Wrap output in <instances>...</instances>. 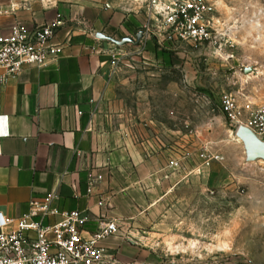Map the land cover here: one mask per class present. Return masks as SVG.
Here are the masks:
<instances>
[{
	"label": "rangeland",
	"instance_id": "374dc122",
	"mask_svg": "<svg viewBox=\"0 0 264 264\" xmlns=\"http://www.w3.org/2000/svg\"><path fill=\"white\" fill-rule=\"evenodd\" d=\"M213 1L216 48L150 39L147 49L125 43L124 55H111V112L140 114L148 136L171 145L190 172L173 178L153 207L117 221L111 251L124 262L264 264V160L245 161L218 104L223 91L264 102V0ZM202 150L222 159L206 165Z\"/></svg>",
	"mask_w": 264,
	"mask_h": 264
},
{
	"label": "crops",
	"instance_id": "0c3cea01",
	"mask_svg": "<svg viewBox=\"0 0 264 264\" xmlns=\"http://www.w3.org/2000/svg\"><path fill=\"white\" fill-rule=\"evenodd\" d=\"M57 15L63 21L52 39L60 46L58 56L0 83V115L6 116L9 132L0 138V212L18 216L29 200L55 191L54 205L84 210L91 232L110 218L139 216L185 172L167 167L172 146L148 136L151 129L141 126L140 114L123 108L114 114V100H107L113 44L95 34L135 39L143 20L137 3L0 0V35L15 21L33 26ZM150 42L130 44L147 49ZM119 47L117 59L126 50ZM152 122V117L145 121ZM113 239L102 243L111 247Z\"/></svg>",
	"mask_w": 264,
	"mask_h": 264
},
{
	"label": "built area",
	"instance_id": "2783aa9c",
	"mask_svg": "<svg viewBox=\"0 0 264 264\" xmlns=\"http://www.w3.org/2000/svg\"><path fill=\"white\" fill-rule=\"evenodd\" d=\"M134 1L143 16L141 40L153 39L166 47L220 45L221 18L215 14L213 0ZM62 24L59 15L33 26L15 21L7 33L0 35V83L17 76L24 68L44 66L58 56L60 46L52 39ZM112 44L110 51L114 50L111 55L115 59L117 47ZM218 104L234 128L245 125L264 139V102L223 91ZM8 133L6 116L0 115V138ZM199 157L206 165L222 159L220 154H208L206 150ZM166 165L172 171H181L186 168V161L170 156ZM90 190L89 184L87 192ZM56 198V192L51 191L41 199H31L27 210L18 216L0 212V264H140L122 261L111 247L102 243L117 232L116 218L100 222L89 232L84 210L60 209L54 205Z\"/></svg>",
	"mask_w": 264,
	"mask_h": 264
},
{
	"label": "water",
	"instance_id": "95a60500",
	"mask_svg": "<svg viewBox=\"0 0 264 264\" xmlns=\"http://www.w3.org/2000/svg\"><path fill=\"white\" fill-rule=\"evenodd\" d=\"M95 36L102 40H108L116 45H123L125 43H134L139 40L142 36V31L139 30L135 39L129 36L116 39L112 36L103 34L102 32H97ZM252 70L250 67L245 68V71ZM234 134L239 138L242 143L245 161H255L258 159L264 160V139L259 138L249 127L245 125H238L234 129Z\"/></svg>",
	"mask_w": 264,
	"mask_h": 264
},
{
	"label": "bare ground",
	"instance_id": "6f19581e",
	"mask_svg": "<svg viewBox=\"0 0 264 264\" xmlns=\"http://www.w3.org/2000/svg\"><path fill=\"white\" fill-rule=\"evenodd\" d=\"M235 135V134H234ZM236 137V136H235ZM237 138V137H236ZM238 140H239V138H237ZM239 142H240V140H239Z\"/></svg>",
	"mask_w": 264,
	"mask_h": 264
}]
</instances>
